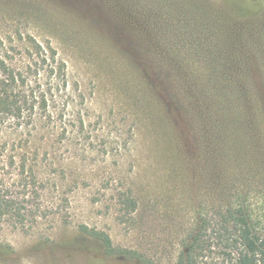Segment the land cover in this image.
<instances>
[{"label":"rangeland","instance_id":"obj_1","mask_svg":"<svg viewBox=\"0 0 264 264\" xmlns=\"http://www.w3.org/2000/svg\"><path fill=\"white\" fill-rule=\"evenodd\" d=\"M183 1L0 0L8 63L35 52L32 38L56 51L53 65L67 74L59 92L47 86L31 125L0 134V264H139L104 255L82 227L138 252L143 264H176L194 199L217 215L212 197L225 194L216 196V177L241 154L233 145L247 144L220 110L231 67L223 53L242 54L264 131V0L249 12L235 0ZM180 81L194 105L177 133L166 112L183 123L176 108L189 92ZM216 234L203 264H227L226 238Z\"/></svg>","mask_w":264,"mask_h":264},{"label":"trees","instance_id":"obj_2","mask_svg":"<svg viewBox=\"0 0 264 264\" xmlns=\"http://www.w3.org/2000/svg\"><path fill=\"white\" fill-rule=\"evenodd\" d=\"M236 1L242 3L239 11L245 12L253 8L255 10L259 3L258 0ZM183 2L185 3V0ZM30 41L35 52L28 51L26 57L22 56L24 59H21L19 64L8 63L0 53V134L6 130L31 125L35 120L36 110L41 107L39 102L48 100L51 90L47 86L59 92L66 85L65 65H53L57 57L56 51L51 46L43 47L32 38ZM229 43L231 45V41ZM158 55L162 57V53ZM223 55L231 67L226 69L228 74L221 85L222 96L219 94L218 97L222 107L220 110L231 117L230 126L233 131L235 126H238L237 142L243 140L242 142L247 144L233 145L234 151L241 154H234L229 162L226 161L223 166L224 175L219 172L216 177L219 183L216 196L225 194L220 202L212 197V207L217 211V215L203 213L200 201L194 199V221L187 231L183 250L179 253L176 264H203L201 260L206 259L205 253L211 247L209 244L214 239L215 231L219 233L216 234L217 238H226L227 250L223 256L227 264H264V196L259 191L264 188V165H260L261 158L264 157V144H253L264 139V131L258 121L261 108L258 109V101L244 80V73L238 63L242 54L238 52L237 47L227 49ZM250 55L246 54L249 65L252 64ZM175 67L179 71L180 67ZM230 73L234 74L237 80L229 78ZM178 86L180 90L189 92L186 93L185 102H178L176 108V115L183 123L177 120L174 124L172 117L166 112L177 133L186 127V116L190 123V110L194 105V101L188 98L190 85L180 81ZM213 106L216 107L215 104ZM236 112L240 115L239 121L234 120ZM206 113L202 115L206 119L212 115V112ZM207 129L215 132L216 124L209 120ZM228 146L231 144L226 145V148ZM230 149L232 150V147ZM215 152L216 150H212L210 153L212 160H215ZM193 171L197 175L199 167ZM82 235L96 242L106 256L144 263V258L136 251L115 249L110 237L103 231L82 227Z\"/></svg>","mask_w":264,"mask_h":264}]
</instances>
